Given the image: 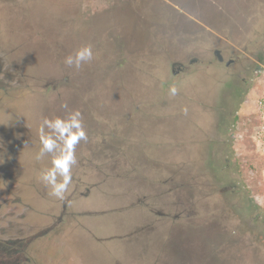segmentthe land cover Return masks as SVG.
Returning <instances> with one entry per match:
<instances>
[{
  "label": "rangeland",
  "instance_id": "obj_1",
  "mask_svg": "<svg viewBox=\"0 0 264 264\" xmlns=\"http://www.w3.org/2000/svg\"><path fill=\"white\" fill-rule=\"evenodd\" d=\"M226 2L213 0L212 10L239 15L248 27L240 46L255 54L242 57L249 69L254 64L250 71L239 62L227 66L228 55L217 59L208 26L185 35L157 17L152 28L158 30H138L122 0H0V18L11 11L26 20L31 15L37 40L44 27L53 38L52 59L40 49L30 69L36 87L0 89V97L18 101L11 110L0 106V229L28 241L23 264H143L136 261L137 245L147 242L151 255V240L169 239L177 224L184 226L174 242L194 264L205 262L189 243L210 251L207 264H225L215 255H226L228 264H264L262 226L238 212L247 188L264 214V0H234L224 9ZM117 18L127 19L132 32L137 27L134 50L116 30ZM0 34L17 37L7 24ZM88 44L91 63L80 70L65 65L66 56ZM174 62L184 69L174 73ZM242 81L249 92L232 129L239 172L232 173L236 182L225 183L212 166L221 156L212 146L225 136L224 99ZM173 84L175 97L168 92ZM71 110L86 114L88 141L76 146L73 181L58 200L40 180L51 157L35 159L38 129L44 117ZM196 201L217 210L175 217L178 209L196 208L184 202Z\"/></svg>",
  "mask_w": 264,
  "mask_h": 264
},
{
  "label": "flooded vegetation",
  "instance_id": "obj_2",
  "mask_svg": "<svg viewBox=\"0 0 264 264\" xmlns=\"http://www.w3.org/2000/svg\"><path fill=\"white\" fill-rule=\"evenodd\" d=\"M122 1L126 12L130 11L134 13L133 18L138 24V30H158V26L152 28V23L157 17H159V21L162 22V25L168 26L169 30L176 28L177 33L184 31L185 35L190 33V31L203 30L206 26H208L209 31L207 32V37L216 38V41H218V47L213 49V53L217 59L219 60L217 53V51H219L223 57L222 62L225 61L226 55L230 56V59L225 62L227 66L239 62L242 64L243 69L248 71L247 69H249V67L243 63L242 59L244 58L242 57L247 56V59L251 55L255 56V54L248 51L247 47L242 49L240 46L241 41L245 38V34L248 32V27L244 26L242 23L239 24V15H234L227 10H224L223 13L213 11L211 5L213 0ZM215 1L218 2L220 0ZM202 2H205V5H202ZM230 2L233 3L234 0H227L226 3L223 5L220 3V5L225 9V6H229ZM28 3V6L32 7V2ZM31 12L33 11H30V13ZM10 13L13 15L9 16V18H0V25H9L11 28V36H17L12 37L14 38L13 40L9 38L6 39L5 37L3 38L0 34V44H3L4 46L6 44L8 45L6 48H3L0 45V89L6 92H9L14 88H19L20 86L29 88L37 86V83H35V76L31 74L30 69H32L31 67L36 69L38 63L37 53L40 55V49L46 54L44 57L45 60L47 57L49 60L53 57L52 52H49L53 38L48 34L47 28L44 27V30L40 31L43 35L37 40L35 32L36 22L30 17L31 15H29L26 20V18L20 17L19 11L17 13L15 11H11ZM218 16H220V20H217ZM130 20L133 19L130 18ZM216 23L219 28H217L218 26ZM137 27L135 28V31L132 32V26L127 19L117 18L115 21L116 30L119 33L127 35L125 39L128 41L127 45L130 47V50H134V47L138 46L139 43L137 38L139 33ZM232 36L235 37L236 40L233 39ZM38 41L40 48L37 44ZM262 49L263 52L261 54L264 56V47ZM253 65L254 64H250L251 67H253ZM251 67L249 71L251 70ZM172 69L173 72L176 73L178 70L184 69V67L182 63H178L176 69V63L174 62ZM27 71L28 73H26ZM232 89L233 87L228 92L229 94ZM227 97L224 99V103L226 102ZM17 103L18 101L16 98L0 97V106L6 110H11ZM81 113L83 117L86 115L84 112ZM65 115L66 113L64 116ZM184 203L189 206L194 205L196 208L185 207L178 209L175 217L179 216L183 212H187L186 215L188 216L214 215L213 212L217 210L202 203L201 201H196L195 204L187 202ZM181 226H184V224H177L167 231L168 234H166L165 238L169 239H160L161 241L152 239L151 241L154 242L155 245L152 253H150L151 255L148 254L147 242L137 245L136 261L143 264H148V262L153 264H194L192 262V256L187 257L182 253L184 246H177L174 242L175 237L178 238L181 233ZM8 231L14 230H7L5 227L0 229V264H23V259L29 260V257L25 256L28 241L25 242L20 237H15V233H9ZM16 231L17 233L20 232V230ZM171 238H173L172 242L170 241ZM189 245L190 246L188 247L190 250L192 247L197 248V254H200L202 257L201 261H204L205 264H207L210 257V251L208 249H203L201 246L198 247L195 244L192 245L189 243ZM215 257L217 260H219L218 257L226 259L225 264H228L229 262L226 255H215Z\"/></svg>",
  "mask_w": 264,
  "mask_h": 264
},
{
  "label": "clouds",
  "instance_id": "obj_3",
  "mask_svg": "<svg viewBox=\"0 0 264 264\" xmlns=\"http://www.w3.org/2000/svg\"><path fill=\"white\" fill-rule=\"evenodd\" d=\"M93 59V47L88 44L78 48L74 54L66 56L64 63L80 70ZM168 92L171 97H175L179 90L173 84L169 86ZM61 107L68 109L66 103ZM38 131L41 148L35 159L40 161L46 156L51 157V167L42 169L40 180L45 187L50 186L51 196L64 200L73 181L72 169L78 164L76 146L81 141H88L83 115L80 110H71L67 111L65 116L44 117Z\"/></svg>",
  "mask_w": 264,
  "mask_h": 264
},
{
  "label": "trees",
  "instance_id": "obj_4",
  "mask_svg": "<svg viewBox=\"0 0 264 264\" xmlns=\"http://www.w3.org/2000/svg\"><path fill=\"white\" fill-rule=\"evenodd\" d=\"M249 87V84L243 81L233 86L231 93L228 95L227 100L224 103L226 106V114H223L225 116L220 118L221 122L219 123L225 136L222 141H218L217 144L219 147L212 146L213 149L216 148L217 153H221V156L217 155L216 158L212 160V166H215V168L217 167L218 175L225 180V183L236 182L232 173L239 172V165L234 150L232 129L238 120V112L246 99ZM242 191L243 193H240L241 196L239 197L240 207L238 208V212L244 216H252L253 222L262 226L263 231H261L264 234V214L258 212L261 207L252 202L247 188L242 189Z\"/></svg>",
  "mask_w": 264,
  "mask_h": 264
},
{
  "label": "water",
  "instance_id": "obj_5",
  "mask_svg": "<svg viewBox=\"0 0 264 264\" xmlns=\"http://www.w3.org/2000/svg\"><path fill=\"white\" fill-rule=\"evenodd\" d=\"M217 53H218V58H219V60L222 61V60H223L222 55L219 53V51H217Z\"/></svg>",
  "mask_w": 264,
  "mask_h": 264
},
{
  "label": "built area",
  "instance_id": "obj_6",
  "mask_svg": "<svg viewBox=\"0 0 264 264\" xmlns=\"http://www.w3.org/2000/svg\"><path fill=\"white\" fill-rule=\"evenodd\" d=\"M258 135H259V132H258Z\"/></svg>",
  "mask_w": 264,
  "mask_h": 264
}]
</instances>
